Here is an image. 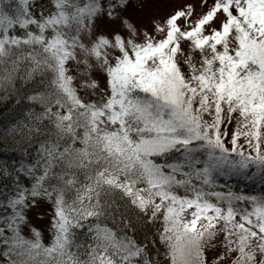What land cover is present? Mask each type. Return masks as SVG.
Wrapping results in <instances>:
<instances>
[{"label": "snow or ice", "instance_id": "6c2138e0", "mask_svg": "<svg viewBox=\"0 0 264 264\" xmlns=\"http://www.w3.org/2000/svg\"><path fill=\"white\" fill-rule=\"evenodd\" d=\"M0 103V264H264V0H0Z\"/></svg>", "mask_w": 264, "mask_h": 264}, {"label": "rangeland", "instance_id": "374dc122", "mask_svg": "<svg viewBox=\"0 0 264 264\" xmlns=\"http://www.w3.org/2000/svg\"><path fill=\"white\" fill-rule=\"evenodd\" d=\"M176 3H179L180 0H175ZM250 187H253V189L251 188L250 190H255V191H260L261 190V186L258 184V183H255V184H250L249 185ZM249 191V190H248ZM38 211H47V209H34L31 213H30V216L33 220L34 223H37V224H41L42 221L39 220V218L35 215L36 212ZM44 239L45 241L48 239V236H47V233L44 234Z\"/></svg>", "mask_w": 264, "mask_h": 264}, {"label": "trees", "instance_id": "16d2710c", "mask_svg": "<svg viewBox=\"0 0 264 264\" xmlns=\"http://www.w3.org/2000/svg\"><path fill=\"white\" fill-rule=\"evenodd\" d=\"M9 114H10V108L6 107L5 104L0 103V126L3 125L5 117L8 116ZM0 158H3V157H0ZM251 188L253 189V187H250L248 185V187L245 188V191H248Z\"/></svg>", "mask_w": 264, "mask_h": 264}]
</instances>
